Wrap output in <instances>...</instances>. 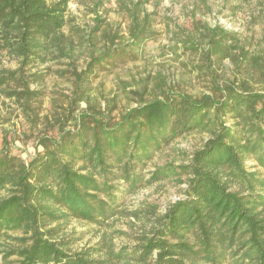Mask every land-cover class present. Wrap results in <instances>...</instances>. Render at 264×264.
I'll return each mask as SVG.
<instances>
[{
	"label": "trees",
	"instance_id": "1",
	"mask_svg": "<svg viewBox=\"0 0 264 264\" xmlns=\"http://www.w3.org/2000/svg\"><path fill=\"white\" fill-rule=\"evenodd\" d=\"M86 1L98 9L104 0L80 4ZM71 2L0 0V52L17 61L14 69H0V95L15 103L31 130L40 121L31 105L38 92L30 88L44 79L38 67L72 59L74 41L63 31ZM129 15L138 49L147 15L142 21ZM205 36L206 56L220 60L236 52L241 64L264 74V62L249 57L233 34L213 28ZM113 52H91L85 67L74 69L68 114L53 117L56 130L38 136L27 158L3 130L0 264H264V86L232 79L196 98L166 90L112 122L87 95L95 70L122 54ZM194 131L208 137L186 162L156 166L143 179L155 153ZM248 160L258 169H247ZM168 178L185 183L182 197L162 213L147 203L142 216H155L133 241L117 245L102 233L79 247L81 233L66 231L70 220L102 229L126 213L127 196ZM137 213L127 214L138 219Z\"/></svg>",
	"mask_w": 264,
	"mask_h": 264
},
{
	"label": "rangeland",
	"instance_id": "2",
	"mask_svg": "<svg viewBox=\"0 0 264 264\" xmlns=\"http://www.w3.org/2000/svg\"><path fill=\"white\" fill-rule=\"evenodd\" d=\"M80 1L84 0L70 3L68 22L63 29L74 41L72 59L38 67L44 79L41 84L30 83V88L38 92L31 101L40 118L36 127L31 130V123L25 121L15 103L0 95V139L3 130L8 131V137H13L17 147L15 152L24 158L34 151L38 136L54 133L57 126L53 117L68 114L73 87L71 73L85 67L91 52L110 50L116 55L119 50L122 52L110 65H104V69H96L88 85L89 103L104 110L112 122L118 121L140 100L147 102L166 90L196 98L232 79L251 78L253 87L264 86V74L260 69L241 64L240 54L233 52L232 57L218 60L213 55L206 56L205 52L207 30L218 28L233 34L249 57H258L260 63L264 62V0H104L98 9L89 1L83 4ZM134 4L138 5V11ZM132 12L138 21L146 14L148 21L143 34L146 39L138 49L131 44L129 34L132 20L129 13ZM97 21L100 25L95 30ZM191 42L192 49L188 45ZM16 67L15 59L0 52V69ZM85 105V102L79 103L80 107ZM207 137L205 132L194 131L171 141L148 161L141 173L143 179L156 166L186 162ZM254 165L252 160L245 163L252 171L258 169ZM184 188L185 183L174 178L151 182L127 196L122 206L126 213L109 219L102 229L70 220L66 231L81 233L79 247L93 244L102 233L117 245L129 243L140 226L150 225L149 218L155 216H142L146 204L155 205L156 213H162L182 197ZM132 211H138V219L127 214Z\"/></svg>",
	"mask_w": 264,
	"mask_h": 264
}]
</instances>
